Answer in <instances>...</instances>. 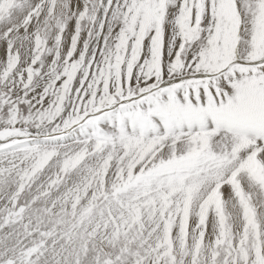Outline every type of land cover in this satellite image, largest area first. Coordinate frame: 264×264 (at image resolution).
Listing matches in <instances>:
<instances>
[{
  "label": "snow or ice",
  "instance_id": "1",
  "mask_svg": "<svg viewBox=\"0 0 264 264\" xmlns=\"http://www.w3.org/2000/svg\"><path fill=\"white\" fill-rule=\"evenodd\" d=\"M0 264H264V0H0Z\"/></svg>",
  "mask_w": 264,
  "mask_h": 264
}]
</instances>
